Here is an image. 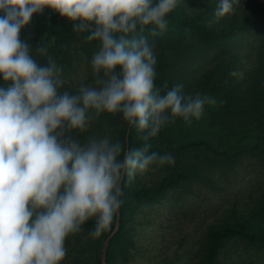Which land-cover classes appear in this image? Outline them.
<instances>
[{"label":"clouds","instance_id":"clouds-1","mask_svg":"<svg viewBox=\"0 0 264 264\" xmlns=\"http://www.w3.org/2000/svg\"><path fill=\"white\" fill-rule=\"evenodd\" d=\"M182 2L0 0V264H63L66 241L89 221L93 239L112 229L125 185L175 165L171 151L154 149L155 138L217 103L183 83L156 82L155 37ZM239 3L215 0L212 22ZM45 9L94 42L90 55L81 53L90 78L75 86L34 40L32 18ZM102 117L118 118L140 143L92 131Z\"/></svg>","mask_w":264,"mask_h":264},{"label":"trees","instance_id":"trees-1","mask_svg":"<svg viewBox=\"0 0 264 264\" xmlns=\"http://www.w3.org/2000/svg\"><path fill=\"white\" fill-rule=\"evenodd\" d=\"M191 1L178 5L169 14L168 29L155 37L156 82L183 83L185 91L199 90L214 96L217 103L206 105L200 120L187 125L178 119L155 138L154 149L171 151L175 165L153 166L124 186L120 226L110 239L106 264L131 261L136 245L134 221L142 208L162 202L173 192L179 197L185 195L206 170H224L252 159L264 171V0H240L234 14L214 22L215 0L198 10H190ZM31 26L36 33L34 40L48 46V52L64 66L66 77L83 62L82 52L91 53L94 42L84 41L82 34L71 31L58 13L45 9L34 14ZM234 71L238 73L235 76ZM109 129L119 138L128 136L131 143H140L135 131L116 117H102L92 131L103 134ZM154 171L159 177L146 182L151 181L147 175ZM115 222L116 218L112 229L99 238L87 235L91 221L68 238L66 245L79 252L75 256L79 264H102V249ZM236 245L264 252V192L255 206L233 208L209 226L196 264H223L222 253ZM237 257L228 264L250 263Z\"/></svg>","mask_w":264,"mask_h":264},{"label":"rangeland","instance_id":"rangeland-1","mask_svg":"<svg viewBox=\"0 0 264 264\" xmlns=\"http://www.w3.org/2000/svg\"><path fill=\"white\" fill-rule=\"evenodd\" d=\"M207 3L192 0L189 7L190 10L205 9ZM213 55L214 52L208 56L211 59ZM207 64L210 65V60ZM88 75L87 65L80 62L67 80L75 85ZM154 172L147 175L151 181L145 179L146 182L159 177L160 174ZM263 192L264 171L252 159L224 170H206L185 195L179 197L180 194L173 192L162 202L139 211L134 221L136 245L128 264H196L209 226L233 208L244 210L255 206ZM67 247L68 255L63 264H79L75 259L78 250L71 244ZM222 254L223 264L231 263L237 256L241 262L244 259L249 264L264 261V252L243 250L240 245Z\"/></svg>","mask_w":264,"mask_h":264},{"label":"water","instance_id":"water-1","mask_svg":"<svg viewBox=\"0 0 264 264\" xmlns=\"http://www.w3.org/2000/svg\"><path fill=\"white\" fill-rule=\"evenodd\" d=\"M128 138V136H127ZM120 213H121V208L118 211V214L116 216V222H115V226L114 229L112 230V232L108 235V237L105 240L103 249H102V264H106V254H107V249L110 243V239L114 236V234L118 231L119 226H120Z\"/></svg>","mask_w":264,"mask_h":264}]
</instances>
